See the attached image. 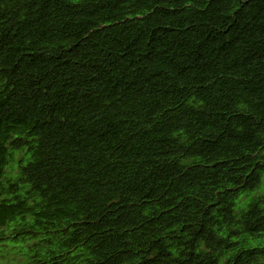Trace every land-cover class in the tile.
Listing matches in <instances>:
<instances>
[{
    "label": "trees",
    "instance_id": "obj_1",
    "mask_svg": "<svg viewBox=\"0 0 264 264\" xmlns=\"http://www.w3.org/2000/svg\"><path fill=\"white\" fill-rule=\"evenodd\" d=\"M0 264H264V0H0Z\"/></svg>",
    "mask_w": 264,
    "mask_h": 264
}]
</instances>
